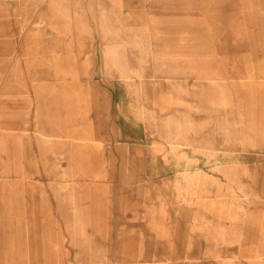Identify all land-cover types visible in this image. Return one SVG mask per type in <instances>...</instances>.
<instances>
[{"label": "rangeland", "instance_id": "1", "mask_svg": "<svg viewBox=\"0 0 264 264\" xmlns=\"http://www.w3.org/2000/svg\"><path fill=\"white\" fill-rule=\"evenodd\" d=\"M1 67L0 264H264V0H0Z\"/></svg>", "mask_w": 264, "mask_h": 264}, {"label": "crops", "instance_id": "2", "mask_svg": "<svg viewBox=\"0 0 264 264\" xmlns=\"http://www.w3.org/2000/svg\"><path fill=\"white\" fill-rule=\"evenodd\" d=\"M55 2H56V1H55ZM55 2H54V3H55ZM52 4H53V3H52ZM52 4H51V5H52ZM108 40L110 41V39H108ZM5 70H6L5 67H3V68L1 67V68H0V73H4L3 71H5ZM44 171H45V172H44V176H45V178H46V172H48V171H47V169H45ZM2 226H3V225H2Z\"/></svg>", "mask_w": 264, "mask_h": 264}]
</instances>
